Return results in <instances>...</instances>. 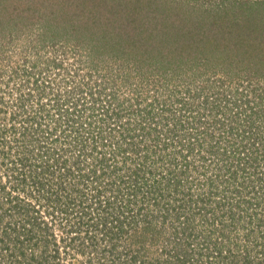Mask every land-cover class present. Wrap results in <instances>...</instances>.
Listing matches in <instances>:
<instances>
[{
  "label": "rangeland",
  "instance_id": "obj_1",
  "mask_svg": "<svg viewBox=\"0 0 264 264\" xmlns=\"http://www.w3.org/2000/svg\"><path fill=\"white\" fill-rule=\"evenodd\" d=\"M249 21L264 0H0V264H264Z\"/></svg>",
  "mask_w": 264,
  "mask_h": 264
},
{
  "label": "trees",
  "instance_id": "obj_2",
  "mask_svg": "<svg viewBox=\"0 0 264 264\" xmlns=\"http://www.w3.org/2000/svg\"><path fill=\"white\" fill-rule=\"evenodd\" d=\"M240 30L242 31L241 34H243V35H245V34L253 35V33H257L258 36H255L256 37V43H254V45H256L257 42L260 43L261 39H264V36H263L264 35V27L261 28V29H256V27L252 23H250V21L247 22L244 25V27H241ZM254 35H256V34H254Z\"/></svg>",
  "mask_w": 264,
  "mask_h": 264
}]
</instances>
